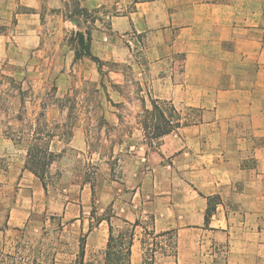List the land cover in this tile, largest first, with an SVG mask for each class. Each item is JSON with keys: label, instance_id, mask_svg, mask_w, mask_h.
<instances>
[{"label": "rangeland", "instance_id": "374dc122", "mask_svg": "<svg viewBox=\"0 0 264 264\" xmlns=\"http://www.w3.org/2000/svg\"><path fill=\"white\" fill-rule=\"evenodd\" d=\"M143 1L47 6L32 38L22 35L17 18L0 21V264H73L91 226L95 231L110 222L116 235L128 229L124 221L151 226L150 217L141 220L133 187L145 170V156L161 144L155 129L173 131L182 124L177 108L156 97L171 86L169 77L181 69L184 54L173 49L167 59L153 62L146 54L150 36L115 35L113 19ZM79 34L104 63L101 72L81 55ZM35 146L42 157L37 176L29 160ZM21 189L31 196V216L11 228L5 221ZM134 215L140 218L126 219ZM138 231L143 258L136 264H174V235ZM105 248L86 244L87 260Z\"/></svg>", "mask_w": 264, "mask_h": 264}, {"label": "crops", "instance_id": "0c3cea01", "mask_svg": "<svg viewBox=\"0 0 264 264\" xmlns=\"http://www.w3.org/2000/svg\"><path fill=\"white\" fill-rule=\"evenodd\" d=\"M82 1L91 8L102 2ZM67 2L0 0V21L17 18L32 38L46 7ZM111 29L150 36L153 62L173 49L184 54L171 86L156 97L177 108L182 124L145 156L133 187L141 220L153 219L137 226L133 263L143 258L141 228L174 235V264H264V0H146L114 18ZM20 192L5 221L11 228L31 216V196ZM108 228L90 232L87 247L104 248Z\"/></svg>", "mask_w": 264, "mask_h": 264}, {"label": "trees", "instance_id": "16d2710c", "mask_svg": "<svg viewBox=\"0 0 264 264\" xmlns=\"http://www.w3.org/2000/svg\"><path fill=\"white\" fill-rule=\"evenodd\" d=\"M71 21L78 26V21L71 19ZM80 37V47L84 49V52L81 54L82 56H86L90 58L93 62H95L99 66V71L101 72L102 66L104 63L96 56H94L91 52L90 47L85 46L84 35L79 34ZM154 111L157 114V117L162 119L165 122V114L159 109L156 105H154ZM171 124H168V126ZM157 133L155 137L162 138L165 135L172 132V129H160L157 127L155 129ZM41 149L40 147H33L29 152V160L31 161V171L34 175L37 176L36 168L40 166L42 163L41 157ZM38 169V168H37ZM43 188L46 190V184L43 183ZM211 215V210L209 209L207 212V219ZM61 217L52 216L51 220L56 221ZM46 221V218H43ZM129 225L128 229L120 231L117 235L114 234V227L109 222V236L106 244V248L102 251L96 258L91 260H87L86 258V242L87 235H83L79 240V253L73 264H133V245L136 237V228L140 225L139 221L135 223H128V221H124ZM92 226L89 229V232H92ZM167 235H173L172 233H162L159 234V237H165ZM176 254H177V243L175 244ZM56 264V262H54Z\"/></svg>", "mask_w": 264, "mask_h": 264}]
</instances>
